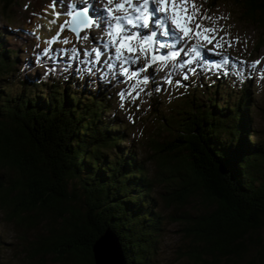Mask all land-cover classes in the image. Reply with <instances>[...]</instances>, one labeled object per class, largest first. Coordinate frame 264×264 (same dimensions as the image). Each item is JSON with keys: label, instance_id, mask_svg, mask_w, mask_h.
Returning <instances> with one entry per match:
<instances>
[{"label": "trees", "instance_id": "trees-1", "mask_svg": "<svg viewBox=\"0 0 264 264\" xmlns=\"http://www.w3.org/2000/svg\"><path fill=\"white\" fill-rule=\"evenodd\" d=\"M0 1L7 15L21 5ZM25 1L42 7V0ZM237 1L261 26L264 43V0ZM27 33L0 35V211L21 231L31 262L54 255L64 264H96L94 244L110 228L127 264H159L165 218L147 166L155 159L168 207L205 201L198 213L179 216L190 240L185 264H264V139L254 138L250 82L234 101L211 92L209 108L193 95L174 118L177 133L157 147L154 141L144 158L135 142L125 145L130 134L108 114L105 89L83 95L59 70L33 80L26 61L19 69L20 48L34 38ZM16 74L14 95L2 80ZM151 107L160 111L157 96ZM40 226L45 232L29 237Z\"/></svg>", "mask_w": 264, "mask_h": 264}, {"label": "rangeland", "instance_id": "rangeland-1", "mask_svg": "<svg viewBox=\"0 0 264 264\" xmlns=\"http://www.w3.org/2000/svg\"><path fill=\"white\" fill-rule=\"evenodd\" d=\"M212 0H196L197 6L200 11L207 12L211 17L212 21H206L208 26L215 23L218 27L223 26L224 31L220 35H224V32L229 33V38L235 40L239 38L238 43H234L231 48L225 46L224 51L229 56V63L235 68L237 60H243L246 62H253L260 60V71L252 72L251 75H245L244 77H235L233 75H225L227 69L224 67L215 68L216 64H222V57L215 54L214 52H204L207 57L205 63L207 67H197L195 73H189V79L183 80L181 77L183 72L176 70V74L172 76L173 84L169 85L165 83L163 77L171 69H166L163 72L156 73V79L159 81L161 90L156 92V83L151 79L155 71V66L149 68L146 73L150 78V82L147 85H141L145 91L141 93L139 99L132 101L129 98L125 101V107L121 108V101L118 93L123 91H131V84L123 76H112L109 75L107 79L101 80L96 73L83 75L84 66L79 64L78 61H68L66 57H63L62 62L71 63L72 69H65L61 72V80L70 82L73 88L83 89V95L96 89H105L106 96L109 98V102L113 107V111L108 114H117L118 121L124 125L128 130L129 140L125 143L126 146H131L133 142L137 145V152L140 153L144 158L152 154L154 149L153 142L155 141V147L157 144H162L173 137V133H177V126L174 123V118H177L178 111L184 110L189 99L193 95H196L198 101L204 104L207 108L211 105L209 95L211 92L217 91L214 95L218 98L224 96L230 101L238 99L241 94L244 83L250 82L249 88L252 95V118L254 119L253 128L256 132L254 138L264 139V43H260V37L262 33L261 26L245 16L243 6L237 0H223L217 4H213ZM21 5L16 6L14 12L7 15L3 9V3L0 1V35L6 38L20 37L19 35L26 34V26L34 29L36 25H42L37 30L36 35L25 46L20 48L18 53L19 69L27 62V72L29 77L33 80H40L45 78L46 73L49 72L50 66L46 65L45 57H40V62H37V56L41 53L42 49L46 46L44 41L55 36L58 31V25H49L48 19L51 18V10L49 9L48 18H44V9L47 5L52 3V0H42V7L39 8V4H33L29 6L25 0H20ZM27 5V7H25ZM95 6L99 7L100 4L97 0ZM28 9L33 13H28L26 19H24L20 12ZM37 9V10H36ZM42 10V12H41ZM57 10L67 11V8L60 9L59 0H57ZM24 13V12H23ZM22 13V14H23ZM35 13V15H34ZM41 13V16L38 14ZM37 15V16H36ZM31 16V17H30ZM30 17V18H29ZM218 17H226V19L217 20ZM68 19L65 15L59 17L58 23H62ZM29 20L32 24L29 23ZM27 21V22H26ZM104 26L101 25L99 29L93 28L90 30L89 39L81 42L76 41L75 34L69 30H65L61 34L63 37H69L72 43L68 45H62L59 41L56 42L52 47L53 51L57 53L56 58L52 60L51 66L60 64L58 50L60 45L67 49H71L73 44L80 50L81 56L83 57L84 49H92L93 47H100L96 41V38L101 36ZM85 35V32L81 33V36ZM37 36L40 39H37ZM189 42L186 47H190ZM39 45V47H37ZM212 45H208V48H212ZM179 49V47H177ZM102 51L103 49L100 48ZM169 49H161V54H167ZM103 52V51H102ZM186 59L181 55L180 61ZM103 61V57H102ZM143 66V60L139 64L132 66L138 68ZM99 71V69H98ZM250 71V70H246ZM76 72H80L82 75L80 78L77 77ZM53 75V73H52ZM181 79V86L177 87L175 80ZM79 81V87H76L75 82ZM2 82L5 84L8 82L11 85L14 95L20 91V86L17 83V74L9 75ZM199 86V87H198ZM198 87V88H197ZM202 90V91H201ZM151 93V95H148ZM157 96L160 100V111L155 112L151 105L153 97ZM137 105L139 107H137ZM181 115V113H180ZM129 116L132 119H129ZM170 124V125H169ZM147 166L150 170V176L156 179V191L155 195L159 200L160 210L165 218V229L163 231V237L161 239V249L158 255L159 264H185L186 258L181 255L187 249V244L190 242L189 238L185 235L182 230L186 224L185 219L180 218V214H192L198 213L204 206L205 201L202 202L203 198L198 197L201 200V204L198 203L197 199L191 200V204H186L184 208L179 207H168L164 199V192L166 190L165 182L158 179V164L155 159L149 161ZM45 219H48L46 217ZM46 222V221H45ZM41 227V226H40ZM45 232L43 227L34 228L28 230L29 237L34 238L39 232ZM21 231L18 230L14 222L7 221L3 211H0V242L2 243L0 249V264H64L62 261H58L56 256L48 255L45 260L39 259L38 261L31 262V260L23 252L20 239ZM0 243V244H1Z\"/></svg>", "mask_w": 264, "mask_h": 264}, {"label": "snow or ice", "instance_id": "snow-or-ice-1", "mask_svg": "<svg viewBox=\"0 0 264 264\" xmlns=\"http://www.w3.org/2000/svg\"><path fill=\"white\" fill-rule=\"evenodd\" d=\"M98 2L99 7L95 6L97 0H59L60 9L67 8L64 12L58 11L57 0H52V3L44 9V18H48L50 9L51 18L48 19V24L58 25V31L55 36L44 41L46 46L36 59L38 63L40 57L54 60L57 53L53 51L52 46L56 42L59 41L62 45L72 43L69 37L61 39V34L66 29L75 34L77 42H81L89 39L90 30L99 29L103 25L101 36L96 38L100 47L84 49L83 57L75 44L71 49L61 47L58 53L68 61H78L83 65V75H88L89 78L91 74L96 73L101 80L112 75L123 76L127 81L132 82L131 91L122 90L118 93L121 108L125 107L127 98L130 97L135 101L145 91L141 85H147L150 78L142 74L149 68L155 66L151 79L156 83L155 91L159 92L161 88L156 73L171 69L172 71L162 78L169 85L173 84L172 76L176 74V70H181L183 72L181 78L188 80L189 73L197 71V67H192L193 65L207 67L205 50L222 57V64L213 67L226 68L225 75L244 77L246 74L250 76L252 72L261 70L260 60L251 63L237 60L233 68L224 49L225 46L231 48L234 43H238L239 38L230 39L227 32L220 35L224 31L222 25L218 27L212 23L208 26L205 22L212 21V17L207 12L200 11L196 0H98ZM61 15H65L68 19L58 23ZM221 19L226 17L217 18V20ZM41 27L43 26L38 24L31 33L27 34L36 35ZM82 32H85V35L81 36ZM37 39L40 37L37 36ZM193 40L195 42L191 43L190 47L177 49L178 44L183 42L188 45ZM208 45L213 47L208 48ZM161 49H169V51L167 54H161ZM182 54L186 59L180 61ZM141 60L143 66L132 67ZM72 68L73 65L66 62L62 68L59 65L50 66L49 73L57 70L64 72L65 69ZM246 70L250 71L246 72ZM76 75L79 78L82 74L76 72ZM175 84L177 87L181 86V79L175 80ZM129 119L131 120L132 117L129 116Z\"/></svg>", "mask_w": 264, "mask_h": 264}, {"label": "water", "instance_id": "water-1", "mask_svg": "<svg viewBox=\"0 0 264 264\" xmlns=\"http://www.w3.org/2000/svg\"><path fill=\"white\" fill-rule=\"evenodd\" d=\"M93 249L96 264H127L119 237L110 228L95 242Z\"/></svg>", "mask_w": 264, "mask_h": 264}, {"label": "bare ground", "instance_id": "bare-ground-1", "mask_svg": "<svg viewBox=\"0 0 264 264\" xmlns=\"http://www.w3.org/2000/svg\"><path fill=\"white\" fill-rule=\"evenodd\" d=\"M164 39H167V38H164ZM95 45H99V44H95ZM185 46H187V45H185L183 42L177 45V47H179V48H185Z\"/></svg>", "mask_w": 264, "mask_h": 264}]
</instances>
